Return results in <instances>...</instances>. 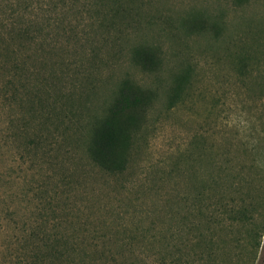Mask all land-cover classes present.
Wrapping results in <instances>:
<instances>
[{"label": "rangeland", "instance_id": "1", "mask_svg": "<svg viewBox=\"0 0 264 264\" xmlns=\"http://www.w3.org/2000/svg\"><path fill=\"white\" fill-rule=\"evenodd\" d=\"M17 2L0 0V38L17 16L14 13ZM150 2L143 9L144 17L139 24H122L127 29L117 43L111 39L110 46L100 45L101 50L97 49L95 54L89 49L85 53L76 50L78 54H74L70 45L67 54L53 55L50 64H54L57 73L62 71L69 78L88 74L89 79L80 76L83 79L78 81L82 86L76 88L71 108L80 124L70 138L63 137L56 145H53V128L48 124L40 154L45 153V162L58 158V167L70 176L72 185L68 196L85 215L94 219L86 226L88 230L117 232V236L123 235L124 230L145 231L146 242L131 245L158 249L165 247L159 241L166 227L159 224L164 220L163 215L170 210L175 216L182 186L194 184L198 173L205 175L206 162L198 165L197 149L202 148L201 154H208L213 148L225 150L234 158L233 164H238L244 179L238 183L239 190L232 191L225 199V204L243 212V223L231 227L225 216L223 257L216 264H264V5L260 0H251L240 8H233L229 0ZM196 11L207 13L211 21L219 23V29L188 36L181 27V19ZM142 39L160 48L163 65L159 72H143L130 62L128 46ZM1 46L0 42L3 54ZM85 46L88 48V44ZM240 60L246 65L244 70H240ZM61 63L64 66L60 68ZM1 67L0 64V71ZM186 71L191 74L190 91L184 94L182 102L171 108L169 95L175 79ZM123 78L154 90L157 99L146 124L135 137L127 170L111 177L90 164L85 146L92 121L103 114ZM23 104L19 102L15 107L16 117L20 119L17 128L29 118ZM7 113L5 106L1 125L2 161L8 173L12 166V148L8 141ZM24 141L19 135L15 142L17 164L23 161ZM27 165L25 162L12 168L21 177L19 188L32 180L30 172L26 177L22 172ZM41 167V171L36 168L37 174L42 177L57 174L51 181L59 182L61 171L48 164ZM40 178L34 176L33 182L37 184ZM168 201L170 207H167ZM250 217L252 224L246 219ZM125 243L118 242L117 246ZM147 264L154 263L149 260Z\"/></svg>", "mask_w": 264, "mask_h": 264}, {"label": "trees", "instance_id": "2", "mask_svg": "<svg viewBox=\"0 0 264 264\" xmlns=\"http://www.w3.org/2000/svg\"><path fill=\"white\" fill-rule=\"evenodd\" d=\"M260 1L264 5V0ZM250 2L229 0L233 8ZM150 4V0H18L16 3L17 16L0 38L3 51L0 53V264H147L149 260L154 264H216L223 257L225 216L231 227L243 223V212L225 204L232 191L239 190V181L244 180L238 164H233L234 158L225 150L213 148L210 153L201 154L202 148L197 149L198 165L206 162L205 175L195 176V183L199 177L198 187L193 182L182 186L175 216L170 210L163 215L164 220L159 224L166 227L159 241L165 247L158 249L131 245L146 242L145 231L124 230L123 235L117 236V232L88 230L86 226L94 219L85 215L68 196L70 176L58 167V158L45 162V153L40 154L48 124L53 128V145L59 144L63 137L70 138L80 124L71 108L76 88L82 86L78 80L89 79L88 74L69 78L62 71L57 73L54 64H50L53 55L67 54L70 45L74 54H78L76 50L85 53V49L95 54L101 50L100 45L110 46L111 39L117 43L127 29L122 24H139L144 17L143 9ZM181 27L192 36L215 32L219 23L211 21L207 13L196 11L181 19ZM127 49L130 62L141 71L155 73L162 68L160 48L145 39ZM239 63L240 70H244L246 65L241 60ZM63 66L61 63L58 67ZM190 76L186 71L176 77L169 107H176L190 91ZM156 99L154 90L143 88L129 78L120 80L112 101L91 123L85 154L94 168L111 177L127 170L135 137L146 124ZM19 102L27 107L29 118L17 128L20 119L16 117L15 107ZM5 106L12 148L8 173L2 161L1 125ZM19 135L25 141L23 161L17 164L15 142ZM25 162L28 165L22 172L24 177L30 172L32 180L19 188L21 177L12 168ZM43 164L62 172L59 182L51 181L57 174L42 177L35 172L36 168L41 171ZM187 172L186 167L184 173ZM36 175L41 177L37 184L33 182ZM64 188L69 191L65 192ZM246 219L253 223L252 217ZM118 242L126 243L117 246Z\"/></svg>", "mask_w": 264, "mask_h": 264}]
</instances>
